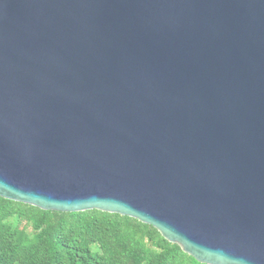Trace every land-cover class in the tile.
I'll list each match as a JSON object with an SVG mask.
<instances>
[{
	"label": "water",
	"instance_id": "obj_1",
	"mask_svg": "<svg viewBox=\"0 0 264 264\" xmlns=\"http://www.w3.org/2000/svg\"><path fill=\"white\" fill-rule=\"evenodd\" d=\"M0 197L264 264V0H0Z\"/></svg>",
	"mask_w": 264,
	"mask_h": 264
},
{
	"label": "trees",
	"instance_id": "obj_2",
	"mask_svg": "<svg viewBox=\"0 0 264 264\" xmlns=\"http://www.w3.org/2000/svg\"><path fill=\"white\" fill-rule=\"evenodd\" d=\"M0 264L204 263L132 217L43 210L0 197Z\"/></svg>",
	"mask_w": 264,
	"mask_h": 264
}]
</instances>
